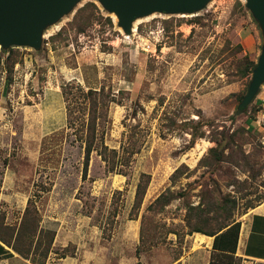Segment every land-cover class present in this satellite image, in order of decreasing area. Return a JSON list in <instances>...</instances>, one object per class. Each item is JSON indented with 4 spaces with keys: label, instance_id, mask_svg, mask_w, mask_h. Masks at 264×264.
<instances>
[{
    "label": "rangeland",
    "instance_id": "374dc122",
    "mask_svg": "<svg viewBox=\"0 0 264 264\" xmlns=\"http://www.w3.org/2000/svg\"><path fill=\"white\" fill-rule=\"evenodd\" d=\"M117 22L98 0H82L45 31L40 49L0 48V214L19 228L35 209L39 229L56 233L46 264H229L215 255L214 237L209 246L197 240L190 221L213 225L207 204L231 197L242 232L264 202L261 115L252 133L235 134L225 161L201 164L215 134L247 128L259 109L252 103L237 116L253 73L239 79L236 71L246 54L258 62L260 25L246 0H212L193 15L157 13L129 34ZM80 88L105 101L86 175L91 103ZM144 174L150 183L135 210ZM162 195L171 202L154 210ZM190 206L207 214L193 217ZM10 252L0 264H33Z\"/></svg>",
    "mask_w": 264,
    "mask_h": 264
},
{
    "label": "trees",
    "instance_id": "16d2710c",
    "mask_svg": "<svg viewBox=\"0 0 264 264\" xmlns=\"http://www.w3.org/2000/svg\"><path fill=\"white\" fill-rule=\"evenodd\" d=\"M108 21L112 23L111 19H108ZM79 31L84 32L83 28H80ZM237 49L239 53H243V47L241 45H238ZM3 51L12 53L14 51V48H3ZM256 66L257 63L250 57L249 54L242 56V58L240 59V65L238 66L236 71V77L239 79L247 78L253 73V70L256 68ZM65 90L67 91L68 88H65ZM78 90L79 92H81V96L88 98L91 103L89 107L91 117L88 123L90 130L87 134L88 138L84 163V173L86 175L91 154L95 149L94 144L96 138V122L99 117L98 111L100 109V105L103 107L105 106V101L104 99H102L101 101L98 100L97 96L100 92L89 90V92L84 93L82 88ZM244 97H240V101H242ZM258 110L259 109H257L255 113L251 114V116H249L246 120V124L248 125L247 128L241 127L231 135L226 134L224 128V130L220 132V134H215L212 138V141L217 145L215 148H212L210 150L209 154L201 161V164H203L204 166H209L211 164L209 163L211 160L215 163L225 161V150L230 149V146L233 147V143L235 144V134H250L253 132V122L256 120L255 118L259 112ZM246 113H248V108H239L237 116ZM235 119L236 117L232 118V120ZM241 156L244 164L249 167L251 165V162L253 161H251L250 157L246 156L243 152H241ZM180 171L181 169H178L175 173V176L178 175ZM149 183L150 176L146 174L142 175L141 181L137 186L134 205L135 210L140 209L147 193ZM263 200L264 195L258 199V203L260 204V202ZM170 202L171 199L168 196L162 195L157 200V205H155L153 209H162ZM249 206V208L256 207V205L252 204H250ZM236 207L237 206L231 197H226L223 199V201L217 204H215L214 202H209L206 206V210L209 211V214L215 213L212 217L213 225H211L210 221L207 219L202 220V222H200L201 225L192 223V219L190 221V225L194 232L214 237L213 250L215 255H218L221 259H230L229 264H240L239 262L241 260V258L236 257L242 226L241 222H237L234 219V211L236 210ZM194 210H199L200 212H205V214H207L205 210H201V208L191 206L189 208V214H192ZM199 217L203 218L201 213H199ZM5 219V213L0 214V259L12 256L10 250H13L23 258L29 259L33 264H46L52 251L56 233L55 231L48 229H39V220L35 216V209H33L32 207H28L24 220L19 228L17 227V224H7ZM205 225H207L208 228H205ZM211 264L216 263L213 260Z\"/></svg>",
    "mask_w": 264,
    "mask_h": 264
},
{
    "label": "water",
    "instance_id": "95a60500",
    "mask_svg": "<svg viewBox=\"0 0 264 264\" xmlns=\"http://www.w3.org/2000/svg\"><path fill=\"white\" fill-rule=\"evenodd\" d=\"M82 0H0V48L28 47L38 50L45 31L69 15ZM104 10L117 17L124 33L136 20L154 14L193 15L212 0H98ZM247 9L259 23L263 36L261 54L253 70L240 108L247 109L264 86V0H246Z\"/></svg>",
    "mask_w": 264,
    "mask_h": 264
},
{
    "label": "crops",
    "instance_id": "0c3cea01",
    "mask_svg": "<svg viewBox=\"0 0 264 264\" xmlns=\"http://www.w3.org/2000/svg\"><path fill=\"white\" fill-rule=\"evenodd\" d=\"M250 54H252V51ZM253 103L261 110L258 112V115L264 118V86L261 88ZM257 218L260 220L257 221ZM252 235L258 238L264 237V202L253 211L251 218L245 222L237 250V255L243 259L264 262V253L261 251L263 243L257 245L260 240L256 238L258 240L256 244L255 241L251 244Z\"/></svg>",
    "mask_w": 264,
    "mask_h": 264
},
{
    "label": "bare ground",
    "instance_id": "6f19581e",
    "mask_svg": "<svg viewBox=\"0 0 264 264\" xmlns=\"http://www.w3.org/2000/svg\"><path fill=\"white\" fill-rule=\"evenodd\" d=\"M207 144L208 143H206V142H203V144H201V143L198 144L197 147H196V149L191 153V156L193 157L194 162H196L197 159H198L197 152L199 151L200 152V155L203 154V152L205 151V147L207 146ZM197 235H198L197 236V240L198 241L201 240L203 244L205 242H207L208 246L211 245L210 242H211L212 238H210L208 236H205V235H201V234H197Z\"/></svg>",
    "mask_w": 264,
    "mask_h": 264
}]
</instances>
